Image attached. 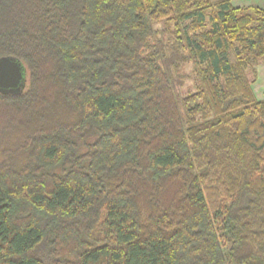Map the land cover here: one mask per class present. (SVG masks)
Listing matches in <instances>:
<instances>
[{"label": "trees", "instance_id": "1", "mask_svg": "<svg viewBox=\"0 0 264 264\" xmlns=\"http://www.w3.org/2000/svg\"><path fill=\"white\" fill-rule=\"evenodd\" d=\"M3 56L0 264H264L263 8L0 0Z\"/></svg>", "mask_w": 264, "mask_h": 264}, {"label": "rangeland", "instance_id": "2", "mask_svg": "<svg viewBox=\"0 0 264 264\" xmlns=\"http://www.w3.org/2000/svg\"><path fill=\"white\" fill-rule=\"evenodd\" d=\"M211 3H217L220 2L221 0H210ZM257 0H231L232 4L235 7H240V8H251V7H260L263 8L261 6L258 5H254L255 2ZM264 9V8H263ZM155 28L157 30L156 36L154 37L155 41L158 40H163L165 42H168L170 44H174L176 43L177 40V34L174 33L175 28H174V24L172 23L171 25L166 24L165 22H160L157 23L155 25ZM232 58L234 59V56H232ZM264 69V59L260 61L259 65H258V71L263 70ZM180 75H181V82H182V86L180 87L181 91L186 94L192 91L196 90V86H197V72L195 70L194 64L189 62L187 64L184 65V67L181 68L180 70ZM263 83V84H262ZM259 82L257 83L256 87L260 88L257 89L256 96L259 99H264V81L263 82Z\"/></svg>", "mask_w": 264, "mask_h": 264}, {"label": "water", "instance_id": "3", "mask_svg": "<svg viewBox=\"0 0 264 264\" xmlns=\"http://www.w3.org/2000/svg\"><path fill=\"white\" fill-rule=\"evenodd\" d=\"M26 86L25 66L13 56L0 57V92L20 94Z\"/></svg>", "mask_w": 264, "mask_h": 264}, {"label": "crops", "instance_id": "4", "mask_svg": "<svg viewBox=\"0 0 264 264\" xmlns=\"http://www.w3.org/2000/svg\"><path fill=\"white\" fill-rule=\"evenodd\" d=\"M253 3H255L254 5H258V6H261V7L264 8V0H257V1H255ZM263 81H264V69L259 71V77H258L256 83L254 84V90L256 92H257V89H260V88L256 87L257 86L256 84L259 83V82L262 83Z\"/></svg>", "mask_w": 264, "mask_h": 264}]
</instances>
